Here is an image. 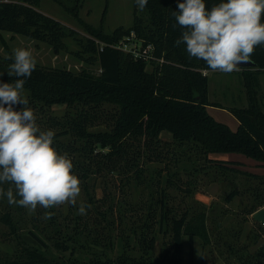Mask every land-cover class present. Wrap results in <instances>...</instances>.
I'll return each mask as SVG.
<instances>
[{
	"label": "trees",
	"instance_id": "1",
	"mask_svg": "<svg viewBox=\"0 0 264 264\" xmlns=\"http://www.w3.org/2000/svg\"><path fill=\"white\" fill-rule=\"evenodd\" d=\"M42 1L0 0V39L4 43L1 32H9L60 53L73 38L79 49L72 55L99 67L94 75L37 66L25 84L28 106L40 128L54 129L57 150L73 160L86 192V214H75L73 206L65 214L63 204L38 207L28 216L26 208L0 199V264H185L186 238L188 264H196L194 241L199 239L205 248L211 236L207 207L193 201L199 180L194 175L204 171L214 184L219 171L241 174L243 188L230 191L224 202L242 198L243 222L264 209V175L243 172L239 167L244 164L219 158L242 155L264 168V109L257 90L264 76V45L250 57L256 67L244 74L248 108L228 110L239 123L233 131L208 112L214 106L208 98L209 75L203 72L212 70L175 43L184 30L172 15L177 0H148L143 10L147 14H136L132 29L106 34L86 26L93 36L86 42L78 32L41 13ZM52 1L77 18L84 3ZM66 1L75 7L65 6ZM216 3L207 0L209 8ZM131 32L153 45L156 61L148 63L110 47L101 51L96 43L115 44ZM11 63V53L0 56L4 82L16 79L7 74ZM61 111L65 112L59 115ZM164 131L171 139L161 136ZM185 157L194 167L184 170V178L171 166ZM97 181L102 183L101 198ZM134 183L150 188L147 199L132 202ZM252 222L264 233L262 225ZM241 263L264 264V245Z\"/></svg>",
	"mask_w": 264,
	"mask_h": 264
},
{
	"label": "clouds",
	"instance_id": "2",
	"mask_svg": "<svg viewBox=\"0 0 264 264\" xmlns=\"http://www.w3.org/2000/svg\"><path fill=\"white\" fill-rule=\"evenodd\" d=\"M135 4L142 11L148 0ZM172 15L184 29L176 45L214 72L238 70L264 45V0H218L210 8L207 0H177ZM36 68L32 50L17 48L7 70L15 81L4 82L0 73V199L33 212L75 206L82 191L72 158L55 146V130L41 129L28 106L25 84ZM78 211L86 214L83 203Z\"/></svg>",
	"mask_w": 264,
	"mask_h": 264
},
{
	"label": "rangeland",
	"instance_id": "3",
	"mask_svg": "<svg viewBox=\"0 0 264 264\" xmlns=\"http://www.w3.org/2000/svg\"><path fill=\"white\" fill-rule=\"evenodd\" d=\"M3 1L19 2L21 0ZM64 4L72 9L76 5L70 1H66ZM38 9L41 13L54 18L69 29L78 32V38L83 39L84 42L93 39L86 26L94 30H102L106 34H111L119 28L132 29L135 15L143 16L142 14H147L145 11L137 8L135 0H84V3L80 5L78 18L52 0H43ZM1 35L5 43L0 39L1 57H8L9 53L13 55L14 50L17 48H29L32 50L39 67L65 70L74 74H79L82 71H87L94 75L100 73L97 64L87 63L72 55L71 52L79 49L77 41L73 38L66 40V51L56 53L50 45L37 42L25 36L14 35L9 32H1ZM249 71H252V69H238L232 73H221L219 71H211L209 73L208 98L209 103L214 107H209L208 112L216 121L229 126L233 131L238 129L239 123L228 110L248 108L249 101L244 86V74ZM259 81L260 86L257 88L258 98L264 109V76H261ZM215 106H219V108ZM64 112L61 111L58 114L61 115ZM161 134L165 139H171L172 137L166 131ZM219 158L226 160L228 158V161L244 164L243 167H239L243 172L264 175V168L256 167L255 162L242 155H219ZM193 162L198 164V161L195 159ZM201 166L198 167L199 170ZM193 167L185 157L176 166L172 165L171 170L185 178L186 172L184 170H192ZM219 175V181L214 184H209L212 176L207 177L204 171H199L197 175H194L199 180L193 201L202 203L207 207L211 236V245L205 248L202 247L199 239L194 241L193 260L196 264H199L201 259H203V264H242L241 259L246 260L249 254L251 255L264 245V233L258 228H254L252 216L248 219V222H243L244 217L240 216L242 213L240 211L241 206L243 205L242 198H236L231 204L224 202L230 191L243 188L244 177L241 174L233 175L222 171H219ZM117 184L120 185V182L117 181ZM94 185L97 187L98 198H101L103 196L102 183L97 181ZM81 189V195L77 198L76 205L73 206L65 203L62 212L68 214L73 206L75 214L81 215L78 208L81 203L86 207L87 202L86 192L83 187ZM150 191V188L139 187L134 183L131 187L132 202L137 203L142 197L147 199ZM27 211L28 216H33L35 213V211L33 212L28 209ZM256 240L257 243H255ZM189 252V240L186 238L185 264L189 262Z\"/></svg>",
	"mask_w": 264,
	"mask_h": 264
},
{
	"label": "built area",
	"instance_id": "4",
	"mask_svg": "<svg viewBox=\"0 0 264 264\" xmlns=\"http://www.w3.org/2000/svg\"><path fill=\"white\" fill-rule=\"evenodd\" d=\"M96 43L100 46V50L103 51L105 47L114 48L120 50L126 54H130L135 59H141L146 62L156 61L154 57V47L151 44L146 45L135 32H131L125 36L122 40L115 44H105L96 40ZM204 76L209 75V72L204 71Z\"/></svg>",
	"mask_w": 264,
	"mask_h": 264
},
{
	"label": "water",
	"instance_id": "5",
	"mask_svg": "<svg viewBox=\"0 0 264 264\" xmlns=\"http://www.w3.org/2000/svg\"><path fill=\"white\" fill-rule=\"evenodd\" d=\"M256 67V64L252 62L250 59L239 66V70H248V69H254ZM252 219L254 222L262 225L264 227V209L259 210L255 214L252 215Z\"/></svg>",
	"mask_w": 264,
	"mask_h": 264
},
{
	"label": "crops",
	"instance_id": "6",
	"mask_svg": "<svg viewBox=\"0 0 264 264\" xmlns=\"http://www.w3.org/2000/svg\"><path fill=\"white\" fill-rule=\"evenodd\" d=\"M209 73H210V72H209ZM25 92H26V91H25ZM26 93H27V92H26ZM26 93H25V94H26ZM26 96L28 97V93L26 94Z\"/></svg>",
	"mask_w": 264,
	"mask_h": 264
}]
</instances>
